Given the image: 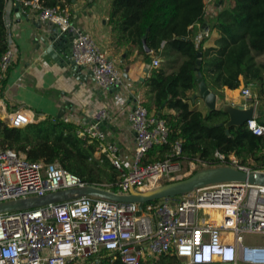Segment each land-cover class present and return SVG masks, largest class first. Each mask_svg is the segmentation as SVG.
<instances>
[{
	"label": "built area",
	"instance_id": "1",
	"mask_svg": "<svg viewBox=\"0 0 264 264\" xmlns=\"http://www.w3.org/2000/svg\"><path fill=\"white\" fill-rule=\"evenodd\" d=\"M17 3L41 22H49L61 31H73L71 59L91 72L100 89L109 90L120 81L116 61L88 32L72 30L65 7H45L40 0H7L4 24L8 45L0 58V123L23 129L42 121L24 108L7 111L1 99V82L14 62L9 9ZM207 38L209 32L202 31L195 37V46L198 48ZM152 66L157 68L159 61L154 60ZM240 95L256 107L250 87L242 88ZM115 104L122 108L125 99L118 97ZM109 119L110 112L101 109L86 126L67 118L56 120L73 125L79 137L96 143L93 159H105L117 171L114 186L88 185L56 162H31L13 150L0 149V204L85 186L116 195H128L130 190L146 192L181 180L185 174L216 167L264 173V166L251 170L234 155L219 152L213 155L216 164L198 158L183 160L181 142L169 144L166 121L149 114L139 101L127 114L135 137L133 156L128 161L99 127ZM246 125L253 135L264 136V125L254 118ZM166 146L170 149L163 160L149 162L147 155L152 149ZM254 235L264 236V186L222 183L141 206L81 197L37 209L0 213V264H87L97 263L103 256L119 258L123 264H140L168 255L182 264H264V245L245 241V237Z\"/></svg>",
	"mask_w": 264,
	"mask_h": 264
},
{
	"label": "trees",
	"instance_id": "2",
	"mask_svg": "<svg viewBox=\"0 0 264 264\" xmlns=\"http://www.w3.org/2000/svg\"><path fill=\"white\" fill-rule=\"evenodd\" d=\"M40 1L45 7H64L76 0ZM224 1L229 7L217 14L213 29L219 38L213 48L204 49V41L195 47L196 24L204 22V0H110L108 23L120 36L119 41L125 46H137L141 54L145 37L147 48L159 53L165 63L169 57L170 66L182 59L169 74L163 68L151 71L145 86L152 102L145 107L153 106L155 116L166 121L169 144L181 142L183 160L198 158L216 164L213 155L219 152L234 155L241 165L257 170L264 166V136L253 135L246 123L226 128L228 115L222 110H208L203 115L189 110L186 103V93L197 89L194 69L197 53H201L199 72L209 89L234 91L240 86L250 87L255 95L251 101L261 102L264 107V62L259 61L264 56V0ZM6 3L7 0H0V58L8 45L4 24ZM5 83L6 79L1 82L2 87ZM165 108L176 114H162ZM258 109L262 112L261 106ZM256 122L264 125V116L256 118ZM0 149L13 150L31 162H56L88 185L114 186L118 181L117 171L107 160L93 159L96 143L79 137L73 125L50 117L23 129L0 123ZM169 149V146L155 147L147 155L149 162L163 160ZM179 262L168 255L140 264ZM87 264L123 263L119 258L103 256L97 263Z\"/></svg>",
	"mask_w": 264,
	"mask_h": 264
},
{
	"label": "crops",
	"instance_id": "3",
	"mask_svg": "<svg viewBox=\"0 0 264 264\" xmlns=\"http://www.w3.org/2000/svg\"><path fill=\"white\" fill-rule=\"evenodd\" d=\"M204 4V22L201 25L196 24L195 37L202 31L209 32V38L204 40L202 46L206 49L215 47L219 34L213 29V25L217 14L229 7V4L225 1L222 3V0H207L206 3L204 0ZM64 7L70 14L71 25L74 24L72 30L78 28L88 32L99 48L116 61V67L121 75L120 84L113 86L112 89L102 90L96 85L88 69L84 68L80 73L74 75L69 66L59 67L56 64L50 66L41 60L36 51L38 38L46 29L52 28L54 25L49 22H41L22 6L17 7L19 17L16 18V7L14 6L9 9V18L13 23L14 62L7 73L5 86L2 88L3 105L7 111L24 108L42 120L48 117L52 119L67 118L73 124L83 126L92 123L97 111L107 109L110 112V119L100 125V129L106 133L108 141L115 145L118 154L130 161L133 156L135 139L127 120L130 108L135 101H139L144 107L152 102V95L145 86V81L151 71L163 68L169 74L176 69L182 59L178 58L175 64L170 66L169 57L165 63L159 53L155 54L150 51L146 54L144 51V54H141L137 46L129 44L125 46L126 44L119 41L120 36L108 23L110 0H76L72 2V5ZM70 33L73 36V31ZM160 50L162 51V48ZM147 55L152 58L149 66H147L149 59ZM156 59L159 61L157 68L152 66ZM126 68L128 72L124 73ZM200 73L203 78V73ZM123 74H126L127 77H124ZM207 88L209 89L208 86ZM242 88L240 86L234 91L225 88L215 91L209 89V91L224 105L233 108H248L252 104H248L249 102L241 97L240 90ZM251 91L253 93L252 88ZM236 92H238L239 98L236 97ZM118 97L125 99V106L122 108L115 104ZM186 97L189 110L198 111L203 115L208 113V105L198 94V89L187 92ZM256 104V107L253 105L254 114L252 117L255 121L256 118L264 116L263 103L256 101ZM259 106L262 107V112L259 111ZM146 109L149 114L155 115L153 106ZM161 113L164 115L176 114L174 110L167 108L163 109Z\"/></svg>",
	"mask_w": 264,
	"mask_h": 264
},
{
	"label": "water",
	"instance_id": "4",
	"mask_svg": "<svg viewBox=\"0 0 264 264\" xmlns=\"http://www.w3.org/2000/svg\"><path fill=\"white\" fill-rule=\"evenodd\" d=\"M15 7L16 18H18L19 15L17 13L19 9L17 7H19V4L17 3ZM72 26H74V24ZM70 32V29L61 31L55 26L46 29L41 37L38 38L36 51L39 53L40 59L46 62L48 65L52 66L56 64L59 67L69 66L72 74L76 75L80 73L84 67L76 65L71 59L69 48L71 47L72 35ZM142 45L145 53H150V50L146 46L145 37L142 39ZM201 57V53H197V63L194 69V75L197 83L198 94L208 105V109L222 110L227 113L228 121L225 124L226 128L231 126H241L248 120L252 119L254 114L253 104L248 108H233L218 101L215 95L209 91L205 81L201 76V73L199 72ZM151 62L152 58L149 57L147 60V66H149ZM127 72L128 69H124V73ZM123 76L127 77L126 74H123ZM119 84L120 82H118L116 85ZM105 122L106 121L100 123L99 127ZM226 133L228 134V131H226ZM230 182L247 183L252 186H264V173L255 171L245 173L230 167L208 168L196 171L184 179L163 184L146 192L130 190L128 195H116L98 187L85 186L83 188H73L50 193L43 197L1 203L0 213L37 209L81 197H93L113 203H135L141 206L142 204L151 203L154 201L173 199L178 196H183L193 192L198 188ZM136 215L139 216L140 211L137 212Z\"/></svg>",
	"mask_w": 264,
	"mask_h": 264
},
{
	"label": "rangeland",
	"instance_id": "5",
	"mask_svg": "<svg viewBox=\"0 0 264 264\" xmlns=\"http://www.w3.org/2000/svg\"><path fill=\"white\" fill-rule=\"evenodd\" d=\"M207 0H205V3H206ZM213 3V2H212ZM208 5V4H206ZM259 61L261 62H264V56L260 57L259 58ZM237 90V89H236ZM236 97L239 96L238 92H236ZM242 97V96H241ZM239 98V97H238ZM188 173V172H187ZM192 175V173L190 174H185L184 177H182L181 179H184L188 176ZM245 241H248L252 244H255V245H264V236H259V235H254V236H247L245 237ZM179 264H182V261L179 262Z\"/></svg>",
	"mask_w": 264,
	"mask_h": 264
}]
</instances>
